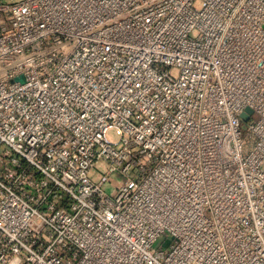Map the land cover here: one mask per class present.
<instances>
[{
	"label": "built area",
	"instance_id": "obj_1",
	"mask_svg": "<svg viewBox=\"0 0 264 264\" xmlns=\"http://www.w3.org/2000/svg\"><path fill=\"white\" fill-rule=\"evenodd\" d=\"M0 264H264V0H0Z\"/></svg>",
	"mask_w": 264,
	"mask_h": 264
},
{
	"label": "water",
	"instance_id": "obj_2",
	"mask_svg": "<svg viewBox=\"0 0 264 264\" xmlns=\"http://www.w3.org/2000/svg\"><path fill=\"white\" fill-rule=\"evenodd\" d=\"M253 112L251 109L246 108L241 114H240V118L242 120V126L241 129L245 130L246 126L245 124L249 121L250 117L252 116Z\"/></svg>",
	"mask_w": 264,
	"mask_h": 264
},
{
	"label": "rangeland",
	"instance_id": "obj_3",
	"mask_svg": "<svg viewBox=\"0 0 264 264\" xmlns=\"http://www.w3.org/2000/svg\"><path fill=\"white\" fill-rule=\"evenodd\" d=\"M90 177H91V179H92L93 181H97V180L99 179V175H98L96 169L92 171V173L90 174ZM107 193L110 194V193H111V189H107ZM158 245H159V244H158ZM158 245H157V246H158Z\"/></svg>",
	"mask_w": 264,
	"mask_h": 264
}]
</instances>
